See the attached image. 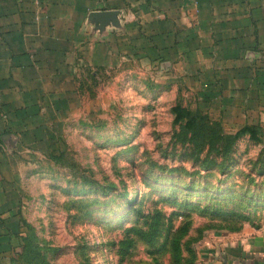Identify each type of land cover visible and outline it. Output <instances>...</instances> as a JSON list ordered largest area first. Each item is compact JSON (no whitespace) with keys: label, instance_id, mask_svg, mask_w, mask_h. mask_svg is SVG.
Listing matches in <instances>:
<instances>
[{"label":"rangeland","instance_id":"374dc122","mask_svg":"<svg viewBox=\"0 0 264 264\" xmlns=\"http://www.w3.org/2000/svg\"><path fill=\"white\" fill-rule=\"evenodd\" d=\"M75 70L10 159L20 223L0 264H240L231 242L264 232V104L203 100L192 73L142 58Z\"/></svg>","mask_w":264,"mask_h":264},{"label":"crops","instance_id":"0c3cea01","mask_svg":"<svg viewBox=\"0 0 264 264\" xmlns=\"http://www.w3.org/2000/svg\"><path fill=\"white\" fill-rule=\"evenodd\" d=\"M176 65L229 104H264V0H0V219L18 208L11 158L40 136L41 112L70 103L84 65ZM54 122L53 119H49ZM5 231L0 222V234ZM230 259L264 264V232ZM234 245V246H233Z\"/></svg>","mask_w":264,"mask_h":264},{"label":"trees","instance_id":"16d2710c","mask_svg":"<svg viewBox=\"0 0 264 264\" xmlns=\"http://www.w3.org/2000/svg\"><path fill=\"white\" fill-rule=\"evenodd\" d=\"M216 95V92L214 91V89H204V90H200V95L199 97L203 100L206 101H211L212 97ZM251 127H254L256 125H248ZM247 126V127H248ZM45 129V128H44ZM217 136H226L225 134L220 133V131H218ZM42 137V135L40 136H33V138H39ZM45 137V136H44ZM47 137H50V133L48 134ZM54 140H51L49 143L52 144ZM17 212V210H16ZM14 212L10 215L9 217V225L5 224V220L2 218L0 219V222L4 224L5 227V231L3 233L0 234V251L2 250V244L3 242L5 243V241L8 243L9 242V236L10 234H16L19 228V218L17 216V213Z\"/></svg>","mask_w":264,"mask_h":264}]
</instances>
